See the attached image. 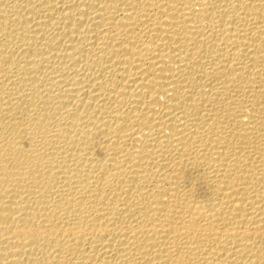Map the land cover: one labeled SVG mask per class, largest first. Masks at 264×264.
I'll return each instance as SVG.
<instances>
[{
    "label": "bare ground",
    "instance_id": "6f19581e",
    "mask_svg": "<svg viewBox=\"0 0 264 264\" xmlns=\"http://www.w3.org/2000/svg\"><path fill=\"white\" fill-rule=\"evenodd\" d=\"M0 264H264V0H0Z\"/></svg>",
    "mask_w": 264,
    "mask_h": 264
}]
</instances>
